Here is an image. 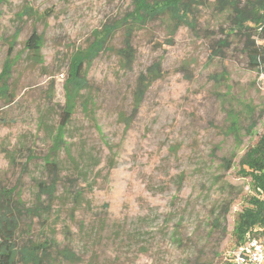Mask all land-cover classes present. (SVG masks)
I'll return each instance as SVG.
<instances>
[{
    "label": "rangeland",
    "instance_id": "obj_1",
    "mask_svg": "<svg viewBox=\"0 0 264 264\" xmlns=\"http://www.w3.org/2000/svg\"><path fill=\"white\" fill-rule=\"evenodd\" d=\"M212 2L196 10L192 29L173 36L165 20L137 28L128 69L117 51L134 0L0 2V72L7 57L12 62L0 98V187L14 189L24 207H39L37 217L20 218L18 247L49 241L46 264L224 261L253 194L239 161L264 132V82L248 66L244 39L227 35L232 17ZM109 27L115 30L105 47L83 65L85 90L63 136L69 151L53 156L72 63L88 57ZM33 29L41 36L38 57L24 49ZM158 61L161 75L134 111L138 76ZM50 157L57 177L44 164ZM52 178L54 196L38 203L37 183ZM66 192L83 196L73 216Z\"/></svg>",
    "mask_w": 264,
    "mask_h": 264
},
{
    "label": "trees",
    "instance_id": "obj_2",
    "mask_svg": "<svg viewBox=\"0 0 264 264\" xmlns=\"http://www.w3.org/2000/svg\"><path fill=\"white\" fill-rule=\"evenodd\" d=\"M2 0H0L1 2ZM209 0H134V9L123 19V43L124 48L117 51L118 56L123 59V69H128L133 62L130 53L129 41L134 31L147 22L157 20L166 21L167 31L173 36L177 29L182 26L193 28L192 20L195 21L196 10L199 7H206ZM213 9L218 13H228L232 19L230 22L229 34L239 35L244 39L243 52L248 59V66L252 70L260 71L264 69V45L258 44L256 38L264 42V0H213ZM192 19V20H190ZM117 29V28H116ZM115 27L105 29L103 39L97 40L93 44L92 52L85 55H78L72 63V72L67 77V89L65 94V105L59 114V124L57 131L51 137V154L55 156L63 146V136L66 126L73 115L77 98L82 90H85V81L82 75L83 65L86 59H91L93 55L105 47L106 38L111 36ZM17 34H15L16 37ZM219 47H225L226 42L220 41ZM102 47V48H101ZM24 49L31 52L35 57L40 55L41 36L33 29L29 37L24 42ZM10 55V51L8 53ZM12 62L6 58L0 72V98L7 92L5 80L10 72ZM161 62L158 61L147 70L144 76L140 74L137 79L136 88L133 94V110L140 105L142 98L151 83L161 75ZM14 103V99L8 100L7 106ZM88 104L84 102L83 110ZM229 120V130L236 137L237 120L230 112H227ZM253 125V124H252ZM252 129V128H251ZM65 148V147H64ZM65 154L69 148L62 149ZM48 172L53 177H57V159L50 157L45 163ZM240 172L244 177L249 178L252 195L247 198V206L243 208L234 223L233 235L235 244H238L246 234L251 237L264 236V132L258 136L256 143L250 147L239 161ZM230 167V166H229ZM228 167V168H229ZM56 179L52 178L49 185L45 182L37 183L38 203L40 196H45L48 200L54 196ZM72 204L70 215L81 207L83 196L80 192H75L72 196L65 193ZM39 207L26 208L19 200L14 189L0 187V264H46L48 262L53 246L49 241L41 243L29 242L22 247H18L16 241V231L19 227L21 217H37ZM57 255L59 253L57 252ZM60 256L64 259L72 260L74 255L63 250ZM221 264H231L224 260Z\"/></svg>",
    "mask_w": 264,
    "mask_h": 264
},
{
    "label": "built area",
    "instance_id": "obj_3",
    "mask_svg": "<svg viewBox=\"0 0 264 264\" xmlns=\"http://www.w3.org/2000/svg\"><path fill=\"white\" fill-rule=\"evenodd\" d=\"M259 72V78L264 82V71ZM224 260L231 264H264V236L251 237L246 234L226 252Z\"/></svg>",
    "mask_w": 264,
    "mask_h": 264
}]
</instances>
